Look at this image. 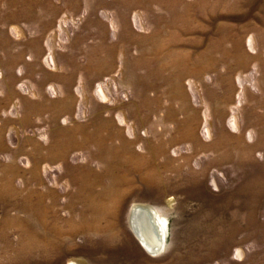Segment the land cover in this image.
I'll return each mask as SVG.
<instances>
[{
	"label": "rangeland",
	"instance_id": "rangeland-1",
	"mask_svg": "<svg viewBox=\"0 0 264 264\" xmlns=\"http://www.w3.org/2000/svg\"><path fill=\"white\" fill-rule=\"evenodd\" d=\"M70 261L264 264V0H0V264Z\"/></svg>",
	"mask_w": 264,
	"mask_h": 264
},
{
	"label": "bare ground",
	"instance_id": "bare-ground-1",
	"mask_svg": "<svg viewBox=\"0 0 264 264\" xmlns=\"http://www.w3.org/2000/svg\"><path fill=\"white\" fill-rule=\"evenodd\" d=\"M131 211V225L138 240L151 254L157 255L166 238L162 219L151 207L143 204H133ZM68 264L77 263L70 261Z\"/></svg>",
	"mask_w": 264,
	"mask_h": 264
}]
</instances>
